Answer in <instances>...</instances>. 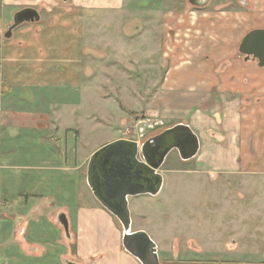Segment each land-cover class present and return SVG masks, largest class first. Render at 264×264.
Wrapping results in <instances>:
<instances>
[{"label": "crops", "instance_id": "0c3cea01", "mask_svg": "<svg viewBox=\"0 0 264 264\" xmlns=\"http://www.w3.org/2000/svg\"><path fill=\"white\" fill-rule=\"evenodd\" d=\"M51 1L1 2H27L39 21L18 26L9 39L0 33V264H139L122 247L119 222L86 184L88 160L102 145L122 139V126L140 115L187 125L199 140L197 161L206 153L203 164L226 173H264V67L238 56L244 36L264 29V0H201L195 7L211 5L207 14L195 13L193 22L187 15L184 26L176 20L168 71L152 82L159 84L154 91L134 87L120 71L131 67L130 47L100 46L99 30L84 28L83 13L112 12L123 0H76L74 11L62 14L51 10ZM123 27L117 35L129 41ZM85 44L92 56L84 60ZM98 48L111 55L102 66ZM148 55L147 46L139 50L140 69L147 68L140 58ZM94 70H107L106 76ZM151 94L157 96L149 101ZM215 118L218 138L210 143L207 128L217 125ZM100 129L104 137L90 144L88 135ZM207 146H218L213 161ZM155 244L160 264H264V251L254 248L198 260L177 246Z\"/></svg>", "mask_w": 264, "mask_h": 264}, {"label": "rangeland", "instance_id": "374dc122", "mask_svg": "<svg viewBox=\"0 0 264 264\" xmlns=\"http://www.w3.org/2000/svg\"><path fill=\"white\" fill-rule=\"evenodd\" d=\"M2 1L0 0V33L5 32L6 26L12 24L13 15L17 11L31 7L27 2L5 6L1 3ZM188 1L123 0L121 8L117 7L112 12L111 9H101L95 11L94 14L83 13L85 15L84 28L99 30L97 34L100 46L108 47L110 43V46L121 44L124 47H130L132 56L129 64L131 67L120 68V71L126 72L123 76L125 75L134 87L144 88L146 86L154 91L159 88V84L152 82L160 81L168 71L166 65L169 59L166 51L168 52L171 48L170 40L174 37V28H177L175 27L176 20L179 19L177 23L184 26L187 24V15H190L192 21V15L207 14V9L211 8V5L204 9L196 8ZM61 2L52 0L49 7L60 14L62 11L68 10L70 13L74 11L76 0H72V3L67 2L65 5ZM120 24H123L124 29L126 28V34L131 33L132 37L129 41L117 35L116 28L121 27ZM80 32L82 36L86 33L84 29ZM83 38L86 42V37L83 36ZM146 46L149 55L146 61L140 58V64L145 63L147 68L140 69L138 60L135 61V59L139 57V50H144ZM84 48L85 60L88 55L92 56V51L86 54L88 50L86 44ZM162 48L165 50L164 57L161 52ZM151 51L154 52L153 55L150 54ZM97 55L100 56L98 59L100 66L107 63L102 60L111 58V55L104 53L101 48H98ZM238 56L240 59L243 57L240 54ZM161 63L163 69L160 70L157 67ZM106 71L94 70L93 75L99 72V75L106 76ZM156 96L151 94L149 101L150 97L153 99ZM214 101L213 105L218 104V100ZM171 120L165 117L134 115L130 123L122 126L119 137L126 135L139 138L142 133L136 131V122L147 123L148 131L143 138H140V142H144L171 127L175 122L170 123ZM215 120H217V125L210 129L207 128V141L210 143L218 138V118ZM212 136L217 137L212 138ZM88 137H90V144H95L104 137V129L91 133ZM217 147L207 146V160L211 157L213 161L219 155ZM203 153L198 161V154L189 161H182L175 150L167 156L159 170L163 178L161 192L155 196L145 195L129 200L131 229L146 232L152 241H155L154 243L162 242L165 245L169 244L170 247L177 246L181 253L186 254V257L198 260L230 256L226 250L248 252L254 248L263 252L264 173H249L248 171H241L237 174L226 173L219 165L208 161L207 164L201 163L203 155H206L205 152ZM159 245L161 246V243ZM195 250L199 253H195ZM231 256L239 257V255Z\"/></svg>", "mask_w": 264, "mask_h": 264}, {"label": "water", "instance_id": "95a60500", "mask_svg": "<svg viewBox=\"0 0 264 264\" xmlns=\"http://www.w3.org/2000/svg\"><path fill=\"white\" fill-rule=\"evenodd\" d=\"M67 3L68 0H60ZM39 21L34 8H23L16 12L12 24L8 25L4 38L25 23ZM238 52L245 61H257L264 67V29L248 32L242 39ZM197 135L187 125H176L138 143L132 140L110 141L90 156L86 168V184L97 202L107 210L122 228V247L139 264H160L156 244L144 231L131 230L128 198L138 195H157L163 184L159 173L167 156L177 151L182 161L195 158L199 152ZM68 236L65 216L58 218ZM65 264H75L66 261Z\"/></svg>", "mask_w": 264, "mask_h": 264}, {"label": "built area", "instance_id": "2783aa9c", "mask_svg": "<svg viewBox=\"0 0 264 264\" xmlns=\"http://www.w3.org/2000/svg\"><path fill=\"white\" fill-rule=\"evenodd\" d=\"M135 128H136V131L137 132H141V136H139V138H132V137H129V136H126V135H123V138L124 140H132V141H135V142H138V143H141L140 142V138H143V136L145 135V133H147V123H137L135 124Z\"/></svg>", "mask_w": 264, "mask_h": 264}, {"label": "flooded vegetation", "instance_id": "af4514ba", "mask_svg": "<svg viewBox=\"0 0 264 264\" xmlns=\"http://www.w3.org/2000/svg\"><path fill=\"white\" fill-rule=\"evenodd\" d=\"M189 3L194 5V6H201V0H189Z\"/></svg>", "mask_w": 264, "mask_h": 264}]
</instances>
